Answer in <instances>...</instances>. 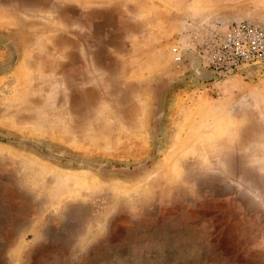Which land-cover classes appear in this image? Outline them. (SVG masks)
<instances>
[{"label":"rangeland","instance_id":"1","mask_svg":"<svg viewBox=\"0 0 264 264\" xmlns=\"http://www.w3.org/2000/svg\"><path fill=\"white\" fill-rule=\"evenodd\" d=\"M242 20L264 0H0V264H264V68L193 78L191 30Z\"/></svg>","mask_w":264,"mask_h":264},{"label":"built area","instance_id":"2","mask_svg":"<svg viewBox=\"0 0 264 264\" xmlns=\"http://www.w3.org/2000/svg\"><path fill=\"white\" fill-rule=\"evenodd\" d=\"M191 48L200 66L214 76L257 67L264 68V26L242 20L225 25L200 24L191 30ZM172 62H183L179 46L170 49ZM225 70H230L224 73Z\"/></svg>","mask_w":264,"mask_h":264},{"label":"water","instance_id":"3","mask_svg":"<svg viewBox=\"0 0 264 264\" xmlns=\"http://www.w3.org/2000/svg\"><path fill=\"white\" fill-rule=\"evenodd\" d=\"M11 65H12V63L9 64V65H2V66H0V70L4 71V70L8 69ZM228 72H230V70H225L224 73H228ZM221 75H222V73L219 74V76H221ZM193 78H194L195 81L196 80L197 81L211 80V79L214 78V75L211 74L210 72L204 70L202 67H198L197 70L194 73V77ZM1 140L2 141L5 140L8 143H13L14 142L12 140L4 139V138H1Z\"/></svg>","mask_w":264,"mask_h":264},{"label":"crops","instance_id":"4","mask_svg":"<svg viewBox=\"0 0 264 264\" xmlns=\"http://www.w3.org/2000/svg\"><path fill=\"white\" fill-rule=\"evenodd\" d=\"M256 23L258 24V25H264L263 23H262V20L261 21H256ZM183 55H184V53H183ZM196 56V55H195ZM186 57H188L187 55L185 56L184 55V58H183V62L185 61V59H186ZM189 58H190V56H189ZM182 62V63H183ZM193 62H195V63H197V61H195L194 59H193ZM181 64V63H180ZM190 65H193V64H190ZM195 71H196V69L194 70V73H195ZM194 73H193V77H194Z\"/></svg>","mask_w":264,"mask_h":264}]
</instances>
